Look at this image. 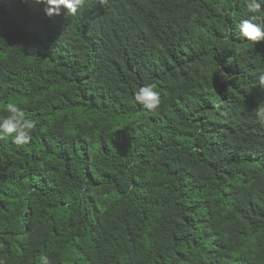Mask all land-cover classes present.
Instances as JSON below:
<instances>
[{
	"label": "trees",
	"instance_id": "trees-1",
	"mask_svg": "<svg viewBox=\"0 0 264 264\" xmlns=\"http://www.w3.org/2000/svg\"><path fill=\"white\" fill-rule=\"evenodd\" d=\"M0 0L5 264H264V41L242 0ZM155 83L162 104L134 102Z\"/></svg>",
	"mask_w": 264,
	"mask_h": 264
},
{
	"label": "clouds",
	"instance_id": "clouds-1",
	"mask_svg": "<svg viewBox=\"0 0 264 264\" xmlns=\"http://www.w3.org/2000/svg\"><path fill=\"white\" fill-rule=\"evenodd\" d=\"M36 2L45 5L44 13L51 18L60 15L62 10H65L68 16L76 17L84 11L87 0H36ZM242 2L247 15L239 19L238 34L243 41L256 45L264 41V0ZM258 86L264 90V69L258 75ZM134 102L150 112H155L162 104L161 93L155 83L145 84L136 90ZM4 112L6 114H0V139L9 136L12 143L19 147L28 144L36 127L35 121L27 119L25 110L15 101L6 102ZM253 115L258 123L264 125V102L258 103ZM3 248L4 243L0 240V249ZM0 264H5V261L0 259ZM40 264H52V261L47 255H42Z\"/></svg>",
	"mask_w": 264,
	"mask_h": 264
}]
</instances>
